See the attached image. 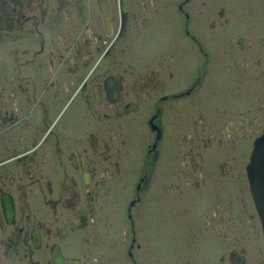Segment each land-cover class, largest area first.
I'll list each match as a JSON object with an SVG mask.
<instances>
[{"label": "flooded vegetation", "instance_id": "af4514ba", "mask_svg": "<svg viewBox=\"0 0 264 264\" xmlns=\"http://www.w3.org/2000/svg\"><path fill=\"white\" fill-rule=\"evenodd\" d=\"M263 170L264 0H0V264H264Z\"/></svg>", "mask_w": 264, "mask_h": 264}, {"label": "rangeland", "instance_id": "374dc122", "mask_svg": "<svg viewBox=\"0 0 264 264\" xmlns=\"http://www.w3.org/2000/svg\"><path fill=\"white\" fill-rule=\"evenodd\" d=\"M166 203L167 202L164 200L158 204L153 202L149 204V205L152 204L153 205L147 212L169 213L171 210L167 209ZM139 239L143 242V245L141 247V253L138 252V250L134 249V255L137 258V260H141L142 264H159V261L161 259L164 260L166 257L170 256V252L165 251V249H162L161 247L166 242V237L163 235L162 232L155 231L151 234H145L142 235ZM116 242L118 243V241ZM199 255L202 256L203 254L196 252V256H194V258L195 259L198 258ZM218 255H219L218 252L211 253L210 259H207V262L213 260L215 262L220 263L218 261Z\"/></svg>", "mask_w": 264, "mask_h": 264}, {"label": "bare ground", "instance_id": "6f19581e", "mask_svg": "<svg viewBox=\"0 0 264 264\" xmlns=\"http://www.w3.org/2000/svg\"><path fill=\"white\" fill-rule=\"evenodd\" d=\"M262 158V157H261ZM262 170V169H261ZM264 171V170H263ZM261 172V171H260ZM262 176H264V175H262ZM256 188V187H255ZM257 193V192H256ZM264 217V216H263Z\"/></svg>", "mask_w": 264, "mask_h": 264}]
</instances>
